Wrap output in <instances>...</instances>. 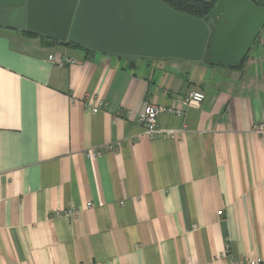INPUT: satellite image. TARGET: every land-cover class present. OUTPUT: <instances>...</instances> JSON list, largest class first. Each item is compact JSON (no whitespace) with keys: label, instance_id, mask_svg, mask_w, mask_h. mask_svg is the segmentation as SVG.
Segmentation results:
<instances>
[{"label":"crops","instance_id":"obj_1","mask_svg":"<svg viewBox=\"0 0 264 264\" xmlns=\"http://www.w3.org/2000/svg\"><path fill=\"white\" fill-rule=\"evenodd\" d=\"M64 44L0 27V264L264 259V25L236 68Z\"/></svg>","mask_w":264,"mask_h":264},{"label":"water","instance_id":"obj_2","mask_svg":"<svg viewBox=\"0 0 264 264\" xmlns=\"http://www.w3.org/2000/svg\"><path fill=\"white\" fill-rule=\"evenodd\" d=\"M263 25L264 7L251 0H217L201 20L159 0H0V27L104 54L222 66L240 64Z\"/></svg>","mask_w":264,"mask_h":264},{"label":"built area","instance_id":"obj_3","mask_svg":"<svg viewBox=\"0 0 264 264\" xmlns=\"http://www.w3.org/2000/svg\"><path fill=\"white\" fill-rule=\"evenodd\" d=\"M49 60L54 61V58L49 57ZM56 62L59 64V66H63L64 63H66V62L70 63L72 61L61 59V60L56 61ZM203 100H204V94L197 91V92L191 93L188 98L183 100L182 103L184 106L190 105V104L199 106ZM85 105L88 107L90 106L92 113H97L102 106V102L100 100H98L96 97H92L91 99L88 98V100L85 102ZM160 112L161 111L159 108H156V106H154V105H150L139 116L138 120H139V122L143 128V134L145 136H147L148 138H153L156 135L172 137L174 134H178V136H181L184 133L183 130H180L177 132H173V131L171 132V131L162 130L158 127L156 118ZM167 112L175 114L177 116H180L183 112V109L169 108V109H167ZM252 132L257 134V135H264L263 125L262 124L254 125L252 127ZM111 146H113V145H110L109 148H111ZM115 146L117 147L118 145H115ZM95 154H96V156L99 155V151H96L94 153H92V151L90 152L91 156H93ZM87 205L89 206V204H87ZM74 214H77V212L73 210L72 212L69 213V216H73ZM232 264H264V259L263 258H252V259L247 260L245 262H232Z\"/></svg>","mask_w":264,"mask_h":264},{"label":"trees","instance_id":"obj_4","mask_svg":"<svg viewBox=\"0 0 264 264\" xmlns=\"http://www.w3.org/2000/svg\"><path fill=\"white\" fill-rule=\"evenodd\" d=\"M159 1L176 13L186 15L196 20H201L207 14L210 13V11L213 9L214 4L216 3L217 0H159ZM251 1L258 7H264V0H251ZM53 42L55 43V41ZM64 45L71 47V48H83L87 50L88 52L93 51L89 48L74 45L69 42H65ZM240 65H237V66L239 67ZM237 66H232V67L236 68Z\"/></svg>","mask_w":264,"mask_h":264},{"label":"rangeland","instance_id":"obj_5","mask_svg":"<svg viewBox=\"0 0 264 264\" xmlns=\"http://www.w3.org/2000/svg\"><path fill=\"white\" fill-rule=\"evenodd\" d=\"M92 97H90L89 99H91ZM167 131V130H166ZM96 151H98V150H96Z\"/></svg>","mask_w":264,"mask_h":264}]
</instances>
